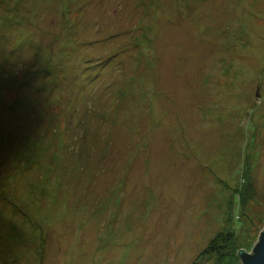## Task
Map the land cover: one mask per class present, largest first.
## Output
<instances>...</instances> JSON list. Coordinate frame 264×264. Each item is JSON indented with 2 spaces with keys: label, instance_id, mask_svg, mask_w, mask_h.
Masks as SVG:
<instances>
[{
  "label": "rangeland",
  "instance_id": "374dc122",
  "mask_svg": "<svg viewBox=\"0 0 264 264\" xmlns=\"http://www.w3.org/2000/svg\"><path fill=\"white\" fill-rule=\"evenodd\" d=\"M263 227L264 0H0V264H219Z\"/></svg>",
  "mask_w": 264,
  "mask_h": 264
},
{
  "label": "trees",
  "instance_id": "16d2710c",
  "mask_svg": "<svg viewBox=\"0 0 264 264\" xmlns=\"http://www.w3.org/2000/svg\"><path fill=\"white\" fill-rule=\"evenodd\" d=\"M245 186H248V183ZM239 198L240 196L235 194L234 199L239 200ZM235 248L236 237L233 232L219 233L212 238L208 246L203 250V255L216 254L219 264H238L240 260Z\"/></svg>",
  "mask_w": 264,
  "mask_h": 264
},
{
  "label": "water",
  "instance_id": "95a60500",
  "mask_svg": "<svg viewBox=\"0 0 264 264\" xmlns=\"http://www.w3.org/2000/svg\"><path fill=\"white\" fill-rule=\"evenodd\" d=\"M241 264H264V227L260 232L258 241L254 245L252 252H245L243 249L237 252Z\"/></svg>",
  "mask_w": 264,
  "mask_h": 264
}]
</instances>
